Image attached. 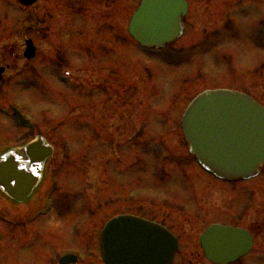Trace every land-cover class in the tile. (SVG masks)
Instances as JSON below:
<instances>
[{
  "label": "rangeland",
  "instance_id": "1",
  "mask_svg": "<svg viewBox=\"0 0 264 264\" xmlns=\"http://www.w3.org/2000/svg\"><path fill=\"white\" fill-rule=\"evenodd\" d=\"M187 1L186 33L171 51L190 54L173 68L133 47L127 30L141 0H39L32 8L0 0V156L38 135L66 164L61 196L30 232L6 224L23 219L26 206L0 195V264H58L67 254L103 264L98 233L119 215L174 231L177 264H210L200 236L212 224L250 229L257 244L240 264H264V170L249 182H217L190 155L180 126L208 89L242 90L264 106V0Z\"/></svg>",
  "mask_w": 264,
  "mask_h": 264
},
{
  "label": "water",
  "instance_id": "2",
  "mask_svg": "<svg viewBox=\"0 0 264 264\" xmlns=\"http://www.w3.org/2000/svg\"><path fill=\"white\" fill-rule=\"evenodd\" d=\"M36 1L19 0L27 7ZM187 12L184 0H144L131 19L129 33L143 47L162 48L180 38ZM35 54L33 42L27 41L25 57L33 59ZM3 71L0 69V79ZM14 113L22 124H30L17 110ZM182 131L190 152L219 179L250 180L259 175L264 165V108L246 95L230 91L199 95L182 119ZM40 145L38 142L26 148L31 159L26 164L28 172L41 159ZM15 160L14 153L9 152L0 161V187L11 198L23 201L34 182L28 181V176L23 177V171H17L19 164ZM201 242L207 259L214 264L234 263L253 247L247 232L222 226L208 229ZM100 247L105 264H171L178 243L159 225L133 216H119L103 229ZM76 261L68 256L60 264Z\"/></svg>",
  "mask_w": 264,
  "mask_h": 264
},
{
  "label": "flooded vegetation",
  "instance_id": "3",
  "mask_svg": "<svg viewBox=\"0 0 264 264\" xmlns=\"http://www.w3.org/2000/svg\"><path fill=\"white\" fill-rule=\"evenodd\" d=\"M185 19H184V26H185L184 35L186 33V20ZM171 46L169 48H171ZM227 89H231V88H227ZM97 97H98V95H97ZM38 138H41L46 142V139L43 138L42 136L35 135V137L33 139L27 141L24 146L18 147L17 162H21V163L22 162L23 163L29 162L26 154L22 151V149L27 144L37 140ZM52 147H53V155L51 157L45 159L42 162H38V163H40L39 165L33 166L34 171L32 173V178L35 180L39 179V182L33 188L31 195L25 201L19 202V201L12 200L0 191V195L3 194L7 199H9V201L16 208L26 206V213L23 216L24 218L21 219V217H19L18 219H13V229L14 230H19L20 228H25L24 231L30 232L32 230L31 227L34 226V224L32 223V216H33L34 211H33V208H31L30 206L32 204H34V205L39 204V206L43 207L46 202L51 201L53 193H52L51 189L47 186L45 178H46V176L48 178L50 176V174H52V173H54L60 169V166H59L60 163L58 161H56V155H57L56 154V147L55 146H52Z\"/></svg>",
  "mask_w": 264,
  "mask_h": 264
}]
</instances>
